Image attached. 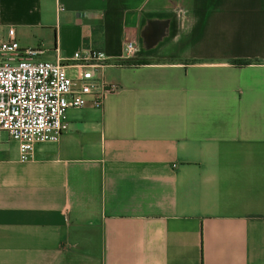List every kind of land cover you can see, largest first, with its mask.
I'll return each mask as SVG.
<instances>
[{
  "label": "crops",
  "instance_id": "crops-1",
  "mask_svg": "<svg viewBox=\"0 0 264 264\" xmlns=\"http://www.w3.org/2000/svg\"><path fill=\"white\" fill-rule=\"evenodd\" d=\"M8 27L116 88L26 160L0 131V264H264V0H0Z\"/></svg>",
  "mask_w": 264,
  "mask_h": 264
},
{
  "label": "built area",
  "instance_id": "built-area-1",
  "mask_svg": "<svg viewBox=\"0 0 264 264\" xmlns=\"http://www.w3.org/2000/svg\"><path fill=\"white\" fill-rule=\"evenodd\" d=\"M123 47L127 56L133 42L124 41ZM37 51L20 47L12 27L0 39V131L16 142L19 160L32 157L35 144L56 139L66 127V108L87 103L99 107L116 88L97 74L110 64L100 49L87 45L69 59L54 60L34 58Z\"/></svg>",
  "mask_w": 264,
  "mask_h": 264
},
{
  "label": "trees",
  "instance_id": "trees-1",
  "mask_svg": "<svg viewBox=\"0 0 264 264\" xmlns=\"http://www.w3.org/2000/svg\"><path fill=\"white\" fill-rule=\"evenodd\" d=\"M127 63V61H125ZM235 63L240 64V63H246L247 60H234Z\"/></svg>",
  "mask_w": 264,
  "mask_h": 264
}]
</instances>
